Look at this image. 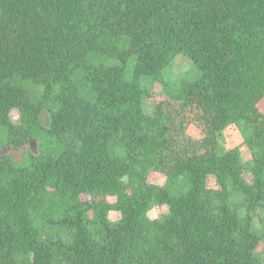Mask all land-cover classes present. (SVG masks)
I'll use <instances>...</instances> for the list:
<instances>
[{
    "label": "trees",
    "instance_id": "16d2710c",
    "mask_svg": "<svg viewBox=\"0 0 264 264\" xmlns=\"http://www.w3.org/2000/svg\"><path fill=\"white\" fill-rule=\"evenodd\" d=\"M2 148L0 264H264V0H0Z\"/></svg>",
    "mask_w": 264,
    "mask_h": 264
},
{
    "label": "rangeland",
    "instance_id": "374dc122",
    "mask_svg": "<svg viewBox=\"0 0 264 264\" xmlns=\"http://www.w3.org/2000/svg\"><path fill=\"white\" fill-rule=\"evenodd\" d=\"M111 65L117 64L115 61H110ZM133 65V61H131L128 65V71L131 70V67ZM200 73L199 71L194 67L193 63L186 58L185 56L179 55L175 58L173 64L164 70L163 77L167 82L172 83L173 85H177L179 81L181 80H196L199 77ZM142 85L146 88H151L155 93L160 94L163 92V88L158 83H153L150 79H143ZM143 110L146 115H151L153 112V106L152 102L148 99L144 100L143 102ZM11 121L14 124L20 123V113L18 110H12L9 114ZM245 135H248L250 133L249 128L244 129ZM243 132L239 131L235 126H229L222 132L218 134V148L219 153L224 154L227 151H230L236 147L240 148V153L242 158L245 161H249L250 155L246 148L241 147L243 137ZM30 150L32 153L37 154L38 153V146L37 142L33 139L30 142ZM8 153L6 148L0 149V156L6 155ZM119 154H122L121 150H118ZM12 160L15 164V166H23L25 165V157L23 154H13ZM249 178V175H247ZM151 182L155 185H163L165 183V178L161 174H155L151 180ZM180 189L182 191H185V188L183 184H181ZM173 194L177 195L178 190L173 189ZM165 212V208L155 206L149 213L148 217L150 219H158L161 217V215ZM111 220H116L118 218V215L116 213L110 214ZM36 226L39 229L41 233V240L47 241L52 240L56 237V235H62L64 238H68L66 236V233L61 230H57L56 228L50 226L47 227L44 223H42L40 220L36 222ZM256 226L260 231L264 234V227H262L258 222H256ZM258 254L260 256V259L264 262V243H262L258 249ZM55 264H67L65 261L56 259Z\"/></svg>",
    "mask_w": 264,
    "mask_h": 264
}]
</instances>
